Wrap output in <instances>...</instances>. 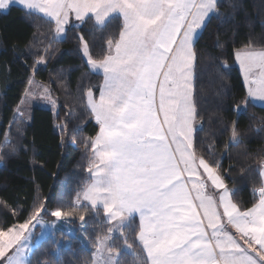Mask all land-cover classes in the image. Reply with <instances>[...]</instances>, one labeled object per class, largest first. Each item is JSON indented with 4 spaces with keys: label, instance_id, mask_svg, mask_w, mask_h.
Returning <instances> with one entry per match:
<instances>
[{
    "label": "snow or ice",
    "instance_id": "1",
    "mask_svg": "<svg viewBox=\"0 0 264 264\" xmlns=\"http://www.w3.org/2000/svg\"><path fill=\"white\" fill-rule=\"evenodd\" d=\"M13 6L34 30L5 46L26 86L0 131V164L23 155L34 169L45 166L28 139L37 104L56 118L58 147L75 145L80 134L84 153L79 179L55 204L35 178L30 204L0 198V264H61L59 226L73 224L78 264H264V116L250 112L264 111V36L242 32L249 25L237 18L241 0H0V10ZM64 43L78 63L50 72L49 84L67 92L68 74L80 72L79 112L36 79ZM204 57L215 62L219 85L213 116L236 119L205 120ZM90 123L93 135H83ZM205 123L223 127L206 133ZM250 133L260 147H248ZM238 183L249 189L247 200Z\"/></svg>",
    "mask_w": 264,
    "mask_h": 264
},
{
    "label": "trees",
    "instance_id": "2",
    "mask_svg": "<svg viewBox=\"0 0 264 264\" xmlns=\"http://www.w3.org/2000/svg\"><path fill=\"white\" fill-rule=\"evenodd\" d=\"M242 9L238 13L237 18L243 22L247 18L249 27L242 29L244 33H251L257 39L264 36V0H241ZM226 11L228 9H225ZM33 27L30 22L24 19V14L19 7L13 6L5 13L0 12V37L7 36L8 41L0 44V131H6L5 124L8 118V109L18 103L17 97L20 95L21 90L26 86L24 82L25 71L20 64H13L11 62V53L6 52L5 46L9 41L23 40L31 36ZM42 31H47L46 25H41ZM60 53L57 55L55 61L52 62L47 68L43 69L40 75L36 78L45 86L60 89L56 94L65 101L69 107L79 112V100L77 96V79L80 72L68 74V91H64V86L57 84H49V73H56L58 69L67 68L70 65H75L78 61L74 57V53L70 51L73 47L72 43H64L59 45ZM203 47V45H202ZM211 51V49H209ZM229 63L231 61L229 60ZM216 68L215 62L209 58L204 57L201 64V84L202 96L201 102L204 105L205 120L214 119L219 117L224 120L236 119V115L231 112H218L213 116V109L216 107L218 99L216 93L218 90V83L216 82ZM58 79V77H57ZM93 83L100 82V77L93 75L91 78ZM7 83V88L4 85ZM230 85L234 92L238 91L240 84L238 69L232 71ZM227 99L225 98V106H227ZM35 122L29 128L28 139H35L36 150L42 156L43 168H33L28 156H21L15 163L9 162L7 168L0 164V198H4L11 204L14 200L19 198L28 199L29 204L32 202V196L36 195L33 192V185L30 181L35 178L40 185V193L44 196L50 197L51 202L55 204L61 193H68L71 188L75 186L80 177L78 164L82 160L84 149L79 145L80 134L76 135L77 143L69 146L67 149L61 150L58 147L59 130L55 127L57 123L55 116L51 110L34 108ZM250 112L255 113L257 116H264V111L260 108H252ZM61 118L63 112L61 111ZM242 124L249 123L247 116L241 117ZM94 124H88L85 128L83 135H93ZM222 125H215L205 123V132L211 133L215 131L219 135ZM203 135V134H202ZM252 142L248 145L249 148H258L261 146L260 137L254 133H250ZM205 143H212L213 137L208 134L204 136ZM224 139V138H222ZM219 143V142H217ZM244 146L232 147V158L235 161L238 156L237 153L242 152ZM223 151L222 147H217L216 152ZM40 157H38L39 159ZM225 168L228 167L230 161L227 157L222 159ZM236 187L241 188L240 196L242 199L247 200L249 197V189L247 186L237 184ZM12 216L6 218V222H11ZM73 233L67 231H59L57 235L60 236L63 244L60 248L59 260L61 264H78L75 253H77L80 246L78 240L79 233L77 231L78 224L71 225ZM51 258V257H46Z\"/></svg>",
    "mask_w": 264,
    "mask_h": 264
},
{
    "label": "rangeland",
    "instance_id": "3",
    "mask_svg": "<svg viewBox=\"0 0 264 264\" xmlns=\"http://www.w3.org/2000/svg\"><path fill=\"white\" fill-rule=\"evenodd\" d=\"M34 108H41V109H47V110H50V106L48 105H44V104H37V105H34ZM40 231V226H37V232ZM45 236L47 237L48 235H50V232H51V228L50 226H45ZM59 231H67V232H70V233H73L75 230H72V227L71 226H68V225H60L59 226ZM58 231V232H59ZM41 241L40 239L37 240V243L39 244Z\"/></svg>",
    "mask_w": 264,
    "mask_h": 264
},
{
    "label": "crops",
    "instance_id": "4",
    "mask_svg": "<svg viewBox=\"0 0 264 264\" xmlns=\"http://www.w3.org/2000/svg\"><path fill=\"white\" fill-rule=\"evenodd\" d=\"M17 7H19V6H17ZM0 12H1V13H5V12H7V11H4V10H0Z\"/></svg>",
    "mask_w": 264,
    "mask_h": 264
}]
</instances>
